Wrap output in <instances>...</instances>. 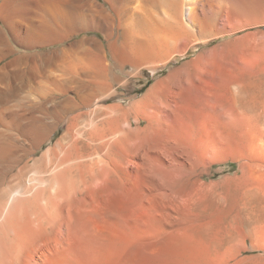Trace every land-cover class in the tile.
I'll use <instances>...</instances> for the list:
<instances>
[{"label":"bare ground","instance_id":"bare-ground-1","mask_svg":"<svg viewBox=\"0 0 264 264\" xmlns=\"http://www.w3.org/2000/svg\"><path fill=\"white\" fill-rule=\"evenodd\" d=\"M240 1L0 0V264H84L105 250L112 194H140L138 180L122 172L128 142L144 123L168 132L156 104L169 88L157 84L128 104L119 88L148 64L237 31L226 22H251L256 0ZM81 31L96 35L23 52ZM128 64L134 70L126 79ZM246 87L235 82L227 92L238 103ZM203 101L190 102L193 114L218 115L217 93ZM212 126L207 133L217 135Z\"/></svg>","mask_w":264,"mask_h":264},{"label":"rangeland","instance_id":"rangeland-1","mask_svg":"<svg viewBox=\"0 0 264 264\" xmlns=\"http://www.w3.org/2000/svg\"><path fill=\"white\" fill-rule=\"evenodd\" d=\"M262 1L253 2L251 22L246 17L226 22L227 30L238 26L225 38L202 41L166 64H148L137 78H129L130 64L125 67L122 77L130 83L119 88L124 104L143 99L157 84L160 92L169 88L168 99L156 104L168 132L144 123L128 142L122 172L138 180L140 196L112 194L106 248L84 264H264ZM80 33L62 44L23 52L64 49L96 35ZM157 67L158 75L150 70ZM235 82L247 86L238 103L227 92ZM212 92L220 98L218 115L193 114L190 102L203 104ZM210 125L217 135L207 133Z\"/></svg>","mask_w":264,"mask_h":264}]
</instances>
